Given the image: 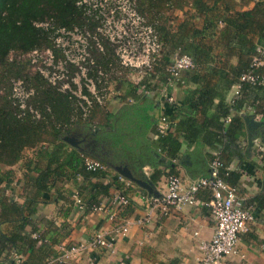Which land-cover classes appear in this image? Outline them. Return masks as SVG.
Instances as JSON below:
<instances>
[{
  "label": "trees",
  "instance_id": "obj_1",
  "mask_svg": "<svg viewBox=\"0 0 264 264\" xmlns=\"http://www.w3.org/2000/svg\"><path fill=\"white\" fill-rule=\"evenodd\" d=\"M250 2H254L253 7L243 10ZM137 11L157 33L161 53L152 71L145 72L132 91L136 93L144 86L148 94L159 96L165 85L176 80L167 69L177 54L188 56L193 64V68L180 72L177 83L185 81L197 86L173 114L163 115L171 123L168 131L158 133L156 126L154 135L162 158L169 166L174 164L182 144L218 147L219 154L208 160L211 163L218 159L222 164L219 177L236 188L241 172L231 171L229 165L235 157L244 159L239 142L244 133L242 114L252 112L264 119V83L240 80L245 74L264 77V0H137ZM48 19L68 29L89 26L73 0H0V165L11 177L13 167H23V180L31 187L23 205L0 194V256H10L8 264H15L11 252L21 256L25 248L39 241V237H30L36 232L32 218L39 204L63 198L58 193L59 184L71 182L81 198L83 187L77 186L78 179L85 182L106 174L87 170L83 157L88 155L70 149L62 140L72 125L86 123L102 110L94 107L85 121L79 117L72 121L80 110L67 95L59 93L37 72L31 74L28 61L9 60L11 52L28 54L52 47L49 32L33 24ZM104 47L105 57L96 56L99 64L105 68L112 62L117 68L113 54L106 44ZM121 72L115 81L122 82L132 75L129 70ZM12 79H22L33 89L28 105L40 113V119L28 113L17 117L20 112L10 98ZM236 85L240 86L238 93L226 102L227 94ZM167 90L170 93V86ZM29 171L35 175H28ZM169 175H175L173 169ZM161 176L155 171L152 180ZM110 188L125 196L117 181L100 185L98 193L109 198ZM51 192L55 199L47 197ZM202 192L209 201V193ZM260 197L263 202L264 195ZM99 204L94 197L85 204V210ZM7 225L12 229H2ZM26 227H30L29 233Z\"/></svg>",
  "mask_w": 264,
  "mask_h": 264
},
{
  "label": "crops",
  "instance_id": "obj_2",
  "mask_svg": "<svg viewBox=\"0 0 264 264\" xmlns=\"http://www.w3.org/2000/svg\"><path fill=\"white\" fill-rule=\"evenodd\" d=\"M253 5L254 2H250L243 10L251 9ZM200 24L201 19L197 22L198 26ZM139 76L131 75L135 85ZM132 86L134 85H118V93L111 95L106 107L100 109L102 111L97 110L86 123L72 125L62 135V140L68 133L75 136L78 147L88 157L105 164L113 162L127 166L135 177L144 178L152 185L157 194L155 198L164 194L167 174L171 169L185 187L198 178L209 176L208 158L219 154L218 147L182 144L177 160L169 166L160 154L157 137L154 135L160 118L165 114H173L175 108L197 86L185 81L174 82L170 87V94L175 106L160 95H144L141 90L134 93ZM233 96L234 90L231 89L226 102ZM251 113L248 115H252ZM255 117L257 120H264ZM243 132L239 142L244 159L233 158L229 169L241 172L236 186L237 195L241 206L252 213L253 221L248 225L247 231L240 235L238 254L228 257L225 263L264 264V201L260 197L264 195V144L255 140L251 152H247L245 127ZM68 147L74 149L69 145ZM6 169L0 165V194L23 205L31 191L30 183L26 184L23 180L24 168L18 165L13 167L15 173L12 177ZM155 171L161 172L162 176L154 182L152 175ZM28 173L35 175L33 171ZM119 176L109 168L102 178L85 182L78 179L77 186L83 187L81 198L77 193L78 188L71 182L59 184L58 193L63 198L39 204L37 213L32 218L36 232L31 233L30 237H39V241L32 248H25V253L21 256L11 252V260L19 258L24 264H59L58 258L63 249L85 243L98 232L110 233L113 228L129 223L128 232L115 237L113 249L86 250L75 259L74 264H118L120 261L128 264H198L202 258L200 243L210 240L215 228L210 211L204 206L207 195L199 192L195 205L172 209L165 217L155 215L149 224L138 226L133 221L144 216L146 205L152 197L127 179L128 185L120 182ZM116 181L123 186L124 194L130 201L128 206L106 208L101 212L85 210V204L94 197L105 206L108 205V198L99 194L98 190L100 185ZM114 192L117 190L110 188L109 195ZM74 193L82 201L84 208L76 204ZM54 196L51 192L47 197L51 199ZM256 197H259V201L254 200ZM2 229L11 230L12 226H3ZM30 230V227L25 228L27 233ZM9 257L0 256V264H8Z\"/></svg>",
  "mask_w": 264,
  "mask_h": 264
},
{
  "label": "built area",
  "instance_id": "obj_3",
  "mask_svg": "<svg viewBox=\"0 0 264 264\" xmlns=\"http://www.w3.org/2000/svg\"><path fill=\"white\" fill-rule=\"evenodd\" d=\"M75 6L82 12L89 24L84 27L68 29L55 25L52 19L33 23L37 28L49 32L51 48L45 50L34 49L25 54L34 70L59 93L67 95L80 110L79 116H73L72 121L79 117L82 121L88 119L94 107L104 109L113 95L111 86L115 79L121 77L122 70H129L141 76L151 72L154 63L160 57L161 43L154 28L149 25L144 16L137 11V0H73ZM112 48L114 62L102 67L96 56L105 57L106 50L103 42ZM193 68L191 59L186 55L177 54L167 71L170 77L177 81L181 71ZM120 69V70H119ZM140 79L136 81L138 84ZM242 82L252 84L264 83V77L259 78L245 74ZM174 81V82H175ZM172 80L159 92L166 102L172 104L174 99L168 92ZM239 85L233 87L234 95L238 93ZM148 94L144 86L140 89ZM34 91L22 79L11 80L10 98L18 108L22 117L26 113L35 119H40V113L28 105ZM229 119H227V122ZM171 128V123L163 116L157 126L158 133H164ZM84 166L89 171L106 173L108 166L96 159L83 157ZM222 164L218 159L210 163L209 176L201 177L190 185L184 186L176 175L166 178L165 192L161 197L151 198L144 216L134 220L133 224L144 226L156 216L165 217L172 209H179L185 205H195L197 194L206 191L210 200L204 203L210 211L215 228L210 240L200 243L202 258L198 264H226L228 257L238 254L240 235L247 231L253 221L250 211L241 206L237 189L230 187L219 177ZM119 181L128 185L121 176ZM76 204L84 208V204L74 193ZM129 199L114 192L108 198V205L103 203L93 206L91 212H101L111 207H126ZM129 223L113 228L110 233L98 232L85 243L70 245L63 249L58 258L59 264H74L77 257L86 250L97 248L113 249L115 237L128 232ZM15 264H23L16 259ZM118 264H128L120 261Z\"/></svg>",
  "mask_w": 264,
  "mask_h": 264
},
{
  "label": "water",
  "instance_id": "obj_4",
  "mask_svg": "<svg viewBox=\"0 0 264 264\" xmlns=\"http://www.w3.org/2000/svg\"><path fill=\"white\" fill-rule=\"evenodd\" d=\"M242 116L247 137V152H251L255 140H259L262 144H264V120H257L254 115ZM63 141L70 147H73L79 153H83V150H81L77 145L75 136L67 133L63 138ZM106 164L118 175H120L124 179L129 180L139 188L145 190L150 197L155 198L157 196L152 185L144 178L135 177L133 171L130 170L127 166L114 164L113 162H106Z\"/></svg>",
  "mask_w": 264,
  "mask_h": 264
},
{
  "label": "rangeland",
  "instance_id": "obj_5",
  "mask_svg": "<svg viewBox=\"0 0 264 264\" xmlns=\"http://www.w3.org/2000/svg\"><path fill=\"white\" fill-rule=\"evenodd\" d=\"M103 44H106V47L108 50H110L111 54H113L112 52V48L110 47V45L104 41ZM12 59H16L17 61H28L27 57L25 54H19V53H15V52H11L9 54V60L11 61ZM114 59V58H113ZM29 62V61H28ZM30 64V63H29ZM29 72L31 74L35 73L36 71L34 70V67L30 64V69ZM132 74H136V73H132ZM128 79V80H127ZM127 79H124V81L119 82V81H115L113 82L111 89L113 92V95H116L118 93V85H124V86H128V85H134V82L132 80V77L129 76V78L127 77Z\"/></svg>",
  "mask_w": 264,
  "mask_h": 264
}]
</instances>
